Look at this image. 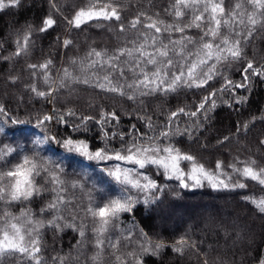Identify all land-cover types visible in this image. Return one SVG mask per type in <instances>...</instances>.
Listing matches in <instances>:
<instances>
[{"label":"trees","instance_id":"16d2710c","mask_svg":"<svg viewBox=\"0 0 264 264\" xmlns=\"http://www.w3.org/2000/svg\"><path fill=\"white\" fill-rule=\"evenodd\" d=\"M92 2L19 0L16 6L0 9V107L6 113H0V128L3 129L0 132V150L5 146L14 149L0 159V172L13 168L24 156L48 159L53 162V167L61 165L63 194L70 201L61 215L69 223L85 226L84 242L78 243L82 238L73 228L58 231L47 226L46 222L53 213L41 212V209L53 199L54 194L51 191L53 185L46 183L45 174L36 178L37 185L44 188L40 195L29 201H15L7 205L0 202V215L7 211L19 216L22 210H30L34 219L45 221V227L40 230L43 264H61V258L63 264H135V257L129 256V253L139 256L141 264H256L264 248V212L252 201L264 198V185L234 173L229 165L243 167V163L238 162L252 160L256 162L255 167L264 168V144L261 143L264 141V77L253 76L249 72L246 87L217 91V106L206 114L201 112L195 118L181 114L171 123L168 117L181 107L194 111L203 97L221 89L225 78L235 84L244 83V69L249 61L256 68H264V14L256 16L258 23L253 28L248 22V15L256 9L248 0H223L224 19L229 18L228 14L237 3H242V8L236 11L237 21L241 19L240 13H244V23H234L231 27L222 25L216 42L219 43L225 35L233 41L240 39L241 58L218 65L219 75L205 88L182 87L167 94L140 95L137 92L133 99H129L133 95L132 89L120 95L96 86L97 79L108 74V70L89 68V62L95 59L89 53L95 49L112 56L120 48H132L133 42H142L141 33L155 32L144 25L152 21H162L158 25L161 28L168 24L185 25L203 8H182L184 15L178 19L174 9L176 0H112L120 11L119 21L91 20L78 28L70 23L79 9L87 8ZM48 16L55 23L41 32L43 20ZM137 17L140 23L133 29L131 21ZM121 24L125 27L123 32ZM210 26L205 22L200 28L185 29L184 33L173 31L157 35L163 44L178 40L182 35L191 37L195 43L189 44L187 51L194 53L200 37ZM29 30L27 53L14 55L17 40L22 41ZM249 31L252 32L250 36ZM245 36L247 40L243 39ZM65 40L71 43L66 46ZM128 59L127 56L121 57V62ZM46 61H51L47 69L29 68V65H40ZM148 68L152 70L151 65ZM65 71L70 76H65ZM112 76L114 82L125 86L136 79V73L127 68L123 76L118 71ZM86 79L88 83L83 82ZM33 85L38 91L48 93L51 90V93L38 96L32 91ZM69 87L77 89L71 99L67 93ZM240 97H246L243 103L238 102ZM110 113H115L116 118L107 115ZM45 115L53 118L38 125L37 120ZM102 116L103 121L98 123ZM84 117L91 119L84 120ZM162 131L177 134L167 139L160 137L158 143H171L181 152L195 156L198 163L211 171H215L216 162L221 161L223 173L230 177L229 182L243 183L245 187L213 189L204 182L201 187L182 188L179 180L166 178L162 169L148 166L142 171L151 176L160 189L150 194L153 199L147 204L144 203V193L131 190L129 194L136 197L138 203L131 212L121 213L112 222L106 233L101 259L94 261L92 257L100 250L95 247L93 234L96 221L86 214L89 201L102 205L126 190L124 185L108 175L107 170L116 164L123 167L131 165L115 160H88L78 154H69L61 146L62 142L72 138L87 142L92 151L105 147L115 151L127 148L134 140L149 143L150 138L159 137ZM45 136L54 139L43 144L34 143L37 138ZM225 137L228 139L225 140ZM181 166L187 170L190 164L182 162ZM73 182H79L81 187L73 188ZM211 205L218 208L208 210ZM197 206H204L207 211L198 212L194 218H185L195 212ZM227 207L232 209L229 211ZM219 208L225 212H219ZM172 211L179 215L177 222L169 224L162 220ZM73 216L75 220H72ZM145 236L153 246L162 244L163 247L155 254L151 251L142 253ZM181 239L187 244L181 252H177L174 249L179 247L177 242ZM108 241H119L118 249L113 250ZM117 256L121 257V262L116 260ZM0 264L32 262L16 254L0 258Z\"/></svg>","mask_w":264,"mask_h":264},{"label":"snow or ice","instance_id":"6c2138e0","mask_svg":"<svg viewBox=\"0 0 264 264\" xmlns=\"http://www.w3.org/2000/svg\"><path fill=\"white\" fill-rule=\"evenodd\" d=\"M248 2L256 9V12L248 15V22L254 28L258 23L256 16L264 14V0H248ZM18 3L19 0H7V3H5V0H0V9L8 6H16ZM201 6L203 10L198 15H195L194 19L188 24H168L164 28H161L158 25L162 24V21H152L144 25L146 29H154L155 32L141 33L140 35L143 37L142 42L138 44L133 42L134 47L132 48H120L112 56H107L105 52L93 49L89 53V56H94L95 59L89 62L88 67L98 68L99 71L108 70V74L97 79L96 86L102 90L116 92L120 95H125L128 89H132L133 95H130L129 99H133L137 92L140 95H148L155 92L167 94L169 92H175L182 87L205 88L208 86L209 82L219 75L218 65L228 60H239L242 56L240 39L233 41L225 35L219 40V43L216 40L220 37L222 25L231 27L234 23H244L242 18L244 13H240L241 19L237 21L236 10L241 9L243 6L242 3H237L235 9L228 14L229 18L224 19L225 8L223 6V0H176L174 5L175 16L179 19L184 15L182 8L199 10ZM99 19L116 21L121 19L120 11L118 7L113 5L112 0H108V2H104V0H93L87 8H81L77 11L70 23L78 28L81 24ZM205 22L211 26L200 37V43L194 53L187 51L188 45L195 43L191 37L182 35L178 40H170L169 44H163L160 36L157 35L161 32L171 33L173 31L184 33L185 29L192 27L200 28L202 23ZM54 23L55 21L51 16L46 17L43 20V27L40 31H46ZM139 23L140 19L137 17L131 21L130 26L135 29ZM120 30L122 32L125 31L123 24L120 25ZM251 34L252 32L249 31L248 35L250 36ZM30 35L31 30L23 36L22 41L17 40L14 55L20 56L27 53ZM236 35L239 36V33H236ZM208 37H211V39H208ZM243 39L247 40V36L243 37ZM69 43L71 42L68 40L64 41L66 46ZM149 48L152 50L149 51ZM106 56L107 58L105 59ZM124 56H127L129 59L121 62V57ZM50 63L51 61H46L40 65H29V68L36 69L39 67L41 69H47ZM149 65L152 66V70H149ZM125 68L136 73V79L126 86L120 84L118 81L114 82L112 76V73L117 71L120 76H123ZM249 72L253 76L264 77V68H256L249 61L244 69V83L235 84L233 81L225 78L224 85H222L221 89L213 90L207 96L203 97L200 103L195 105L194 111H186L184 107H181L171 112L168 117L169 123L181 114L195 118L201 112L206 114L212 111L217 106L215 99L217 91L246 87L249 81ZM65 76H70V73L65 71ZM45 80L47 82L46 75ZM83 82L88 83L89 81L86 79ZM32 91L42 97L51 93V90L48 93L38 91L35 85L32 86ZM245 99L246 97H240L238 98V102L243 103ZM0 113H4L2 107H0ZM4 114L6 115V113ZM107 115H110L114 119L116 118L115 113ZM52 118L51 116L45 115L42 119L37 120V124L43 125L45 121H49ZM83 119L88 120L91 118L84 117ZM102 121L103 116L102 120L98 121V123ZM13 123L20 122L13 121ZM2 131L3 129L0 128V132ZM175 134L177 133L162 131L159 137L150 138L149 143H138L134 140L127 148L122 147L120 150L115 151H110L105 147L93 152L90 150L87 142L72 138H66L62 142L61 146L69 154H78L88 160H115L123 162L125 165H131V167H123L121 164H116L107 170L108 175L121 185H124L126 190H122L117 197L107 200L102 205L95 201H89L86 214L90 215L96 221L93 234L96 238L95 247L100 250L92 257L94 261L101 259V251L105 246L106 233L109 231L112 222L118 219L121 213L131 212L136 203H138L137 198L129 194L131 190L144 193V203L147 204L153 199V196L150 194L160 189L156 181L142 171L148 166H155L158 169H162L163 175L166 178L179 180L182 188L201 187L204 182H207L213 189L245 187L243 183L232 184L229 182L230 177H227V174L223 173L221 161H217L216 170L211 171L205 168L203 164L198 163L195 156L181 152L171 143L166 145L158 143L160 137L167 139L169 136ZM104 135L106 138L107 133ZM52 139L54 138L45 136L42 139L37 138L34 143L43 144ZM227 139L225 137V140ZM261 143L264 144V141H261ZM13 151V148L5 146V149L0 150V159H4ZM182 162H187L190 164V167L185 170L181 166ZM238 163H243V167H237L236 164L229 165L234 173L264 185V168L255 167L256 162L252 160ZM62 172L63 167L61 165L57 164L53 167V162H50L48 159L38 160L36 157L24 156L21 162L13 168L5 172H0V202L7 205L15 201H29L34 196L40 195L44 191V188L37 185L36 178L45 174L46 183L53 185L51 191L54 194L53 199L45 208L41 209V212L53 213L52 218L46 222L47 226L55 228L58 231H63L66 227L73 228V230L79 232L82 238L78 243H83L85 226L83 224L77 226L75 223H69L61 215L70 204V201L63 194L65 189L64 181L61 179ZM222 176L227 178H221ZM72 187L77 188L81 187V185L79 182H73ZM252 202L264 212V198L253 200ZM75 219L76 217L73 216L72 220ZM44 227L45 221L34 219L30 210H22L19 216L5 211L0 215V258L20 254L31 261L32 264H43L40 255L42 248L40 230ZM144 239L146 244L142 245V253L151 251L155 254L163 247L162 244H155L153 246L152 242L146 236ZM177 243L179 247L174 249L177 252H181L187 244L183 239ZM108 244L113 250H117L119 241L115 243L108 241ZM129 256L135 257V264H141L139 256L135 253H129ZM116 260L121 262V257L117 256ZM61 264H63L62 258Z\"/></svg>","mask_w":264,"mask_h":264},{"label":"rangeland","instance_id":"374dc122","mask_svg":"<svg viewBox=\"0 0 264 264\" xmlns=\"http://www.w3.org/2000/svg\"><path fill=\"white\" fill-rule=\"evenodd\" d=\"M76 92H77V89H75V88H73V87H69L68 89H67V93H68V97L69 96H71V97H69L70 99L72 98V94L74 93V94H76ZM92 151V150H91ZM96 151V150H95ZM94 152V151H93ZM232 207H233V205H232ZM232 207H227V209L230 211L231 209H232ZM218 207H215V206H209V208H208V210H215V209H217ZM195 212H192L191 214H188L187 216H185V218H187V219H190V218H194L195 217V215L199 212H204V211H207L206 209H205V207L204 206H197L196 207V210H194ZM218 211L219 212H225L224 210H222L221 208H219L218 209ZM178 218H179V215H178V213H176L175 214V211H172V213L171 214H169V215H167V216H165V217H162V220H164L165 222H167V223H169V224H172V223H175V222H177V220H178ZM183 219V218H182ZM244 239V238H243ZM242 240V238L241 239H239L238 241H241ZM262 262H264V248H263V251H262V256H261V258H260V260L256 263V264H262Z\"/></svg>","mask_w":264,"mask_h":264}]
</instances>
